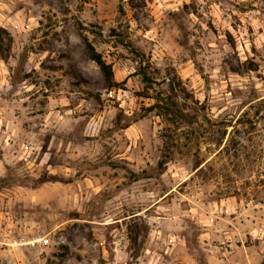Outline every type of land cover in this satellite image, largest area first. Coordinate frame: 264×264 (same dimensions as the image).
I'll return each mask as SVG.
<instances>
[{"label":"rangeland","instance_id":"obj_1","mask_svg":"<svg viewBox=\"0 0 264 264\" xmlns=\"http://www.w3.org/2000/svg\"><path fill=\"white\" fill-rule=\"evenodd\" d=\"M0 264H264V0H0Z\"/></svg>","mask_w":264,"mask_h":264},{"label":"trees","instance_id":"obj_2","mask_svg":"<svg viewBox=\"0 0 264 264\" xmlns=\"http://www.w3.org/2000/svg\"><path fill=\"white\" fill-rule=\"evenodd\" d=\"M87 48H88V50H89V52H90V56H91V58L101 67V69L103 70V72L105 73V76L107 77V79L108 80H111L112 79V75H111V70H110V66L109 65H107V64H105L103 61H102V59H101V57H100V55L99 54H97L95 51H94V49L90 46V45H88L87 44ZM129 126V124L128 123H126V124H124L123 126H122V128H120V129H126L127 127ZM162 162H159L158 163V166L159 167H162ZM131 177L132 178H136V176L134 175V174H131ZM3 184L4 183H6L4 180H3V182H2Z\"/></svg>","mask_w":264,"mask_h":264}]
</instances>
